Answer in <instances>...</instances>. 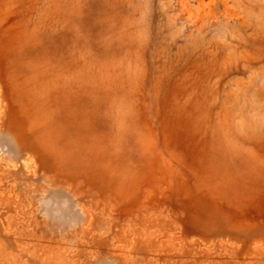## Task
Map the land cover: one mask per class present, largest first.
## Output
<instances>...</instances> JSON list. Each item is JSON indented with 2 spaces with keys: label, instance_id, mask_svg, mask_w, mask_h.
Instances as JSON below:
<instances>
[{
  "label": "rangeland",
  "instance_id": "rangeland-1",
  "mask_svg": "<svg viewBox=\"0 0 264 264\" xmlns=\"http://www.w3.org/2000/svg\"><path fill=\"white\" fill-rule=\"evenodd\" d=\"M0 264H264V0H0Z\"/></svg>",
  "mask_w": 264,
  "mask_h": 264
}]
</instances>
